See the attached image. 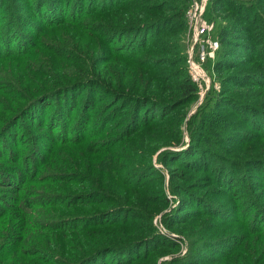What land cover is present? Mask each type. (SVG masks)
<instances>
[{"label": "trees", "instance_id": "trees-1", "mask_svg": "<svg viewBox=\"0 0 264 264\" xmlns=\"http://www.w3.org/2000/svg\"><path fill=\"white\" fill-rule=\"evenodd\" d=\"M184 1L0 0V12L8 14L6 18L0 15V46L6 48L0 51V66L12 71L14 76V80L0 76L3 82L0 94L10 91L14 97L11 101L15 99L9 110L0 98V107L8 111L5 117H9L0 118L4 124L0 144L16 126L13 122L19 120L33 121L34 126L57 134L52 137L53 149L47 150L51 159L46 164L30 170L33 162L30 153L10 155L9 163L0 164V196L4 193L10 201V207L0 210V264H83L101 256L117 264L121 255L132 263L137 258L143 260L146 248L151 249L155 236L152 219L162 211L165 201L141 195L144 184L140 182L146 178L141 173L150 166L152 156L159 149L181 144V120L187 116L182 108L197 99V86L185 67L182 34L180 38L173 34L184 29V24L179 22L184 16ZM239 2L246 12L252 11L255 23L260 24L258 0ZM162 13L171 17L168 19ZM237 18L248 24L247 15ZM230 20V16L224 17L219 23L222 49L217 53V63L221 55H230L225 47H237L235 38L244 40L246 36L247 30L242 27H238L239 32L233 31L236 26ZM62 32H68L69 37H52ZM124 36L134 40L126 50L116 47V39ZM252 50L260 55V51ZM140 54L143 57L136 59ZM214 69L218 70L217 64ZM229 78L231 82L235 80L232 85L240 86V73ZM260 87L264 89V69H260ZM97 94L109 97L110 107L87 133L91 113L98 108ZM54 102L56 107L46 111L47 104ZM220 106L217 101L214 103L215 108ZM76 108L77 118L71 125ZM167 117L175 120L169 132L161 123ZM208 118L212 116L204 117ZM81 125L79 143L89 138L90 141L101 139L105 149L95 154L107 149L118 154L119 149L114 148L120 144L122 150L124 140L137 146L143 143L135 153L141 163H132L125 169L121 165H108L109 162L104 164L102 159L98 162L99 171H93L82 158L76 161L78 165L69 166L71 148L66 134L75 132ZM220 125L226 124H219L215 130ZM189 136L196 145L186 153L193 158L182 167L204 172V179L221 188L225 183L230 189L235 188L232 168L228 165L219 172L221 163H231L221 154V146L228 144L218 140L219 146L214 145L222 161L218 162L213 155L208 159L202 153L196 135L193 137L190 131ZM46 137L33 134L29 140L31 143ZM263 139L260 136L256 141ZM79 143L80 148H85ZM42 150L32 151L35 158H39ZM180 152L164 150L157 155V161L166 163L168 156L174 158ZM257 160V163L251 161L247 168L260 176V162L264 163V158ZM54 161L61 163L53 165ZM115 170L120 176L115 175ZM89 172L97 175V182ZM159 185L162 193L163 184ZM170 189L177 191L173 184ZM158 204L161 206L153 209ZM186 237L190 236L186 234ZM80 244L94 247H85L86 252L82 251L85 253L69 249L70 245L84 248ZM201 244L190 240L189 258ZM229 245L227 248L235 251L240 243L231 240ZM142 253L145 254L139 256Z\"/></svg>", "mask_w": 264, "mask_h": 264}, {"label": "rangeland", "instance_id": "rangeland-1", "mask_svg": "<svg viewBox=\"0 0 264 264\" xmlns=\"http://www.w3.org/2000/svg\"><path fill=\"white\" fill-rule=\"evenodd\" d=\"M239 1L252 2V0H185L183 3L184 16L183 19H179V22L184 24V29L181 32L177 30L173 34L179 36V38L182 34L186 55L185 67L189 74L187 59L190 53H192V57L196 56L192 29L193 16L198 15L201 11L202 21L210 25L207 38L218 42L215 55L208 58L202 65L203 70L210 79V85L202 96L197 87L196 101L182 108L187 116H184L181 120V144L159 149L152 156L150 166H146L142 170L141 174H144L146 178L140 182L144 184L142 190H140L141 195L156 201L159 200L162 203L165 201L162 211L158 212L152 219L155 236L151 240L153 242L150 246L151 249L146 248L150 252H145L146 255L143 260L137 258L132 263H129L130 261L126 256L121 255L118 257L121 260L117 264H123L124 261H127L128 264H264V163L260 162V176L257 172H250L247 168L251 161L257 163L259 161L257 158H264L260 157V155H264V139L256 141V138L264 137V89L260 87V69H264V0H258L260 24L255 23L252 11L246 12L243 3ZM97 3L99 4V2ZM0 13L1 17L6 18L8 15L2 11ZM162 14L168 19L171 17V14ZM241 15H247L248 24L243 20H238L237 17ZM229 16L231 17L230 21L236 26L233 31L239 32V28L242 27L241 29L247 30L246 36L244 40L235 38V41L239 43L237 47H225V49H229L228 53L230 55H221L217 63V53L222 49L219 42V23L224 17ZM244 26L245 28H243ZM60 35L62 39H66L70 34L68 32L64 34L63 32L54 33L52 37ZM133 41V37L130 38V36L117 38L116 47L126 50L131 47L130 44L132 45ZM261 47H263L262 50H260ZM5 49L0 46V51H5ZM252 49L260 51V55L254 54ZM140 57H143V54H140L136 59ZM215 64L218 65V70L214 69ZM233 73H240L241 81L238 82L240 86L231 84L235 81L234 79H232V82L229 80V76ZM0 76L7 80H14L12 71L7 70L5 66H0ZM190 79L192 81L191 75ZM225 81L230 82L228 84ZM2 83L0 81V84ZM208 91L209 93H207ZM12 97L10 91H7L6 95L0 94V98L4 100V106L9 110L14 106L13 102L15 103V99L13 102L11 101ZM96 98L98 108L96 112L91 113V118L88 117L91 121L87 133L90 132L91 127L95 126L96 120L103 117L105 110L110 107V98L105 94H97ZM216 101L221 104L218 108L214 107ZM55 107V102L48 103L45 109L51 111ZM177 111L181 110L178 109ZM77 112L78 108L74 110L71 125H74L76 121ZM6 113L8 111H3L0 107V118L7 120L9 117H5ZM116 115H119V113ZM210 115L212 116L211 119H204L205 116ZM33 120L36 121V118L34 117ZM4 122L7 123V121ZM13 123L16 126L10 129V133L3 140V144H0L1 147L5 145L3 150L0 149V155L4 156V158H0V164L3 162L9 163L8 156L18 153L20 155L30 153V157L33 159L30 170L34 166L49 162L51 156H48L47 150L53 149L52 137L57 134L48 133L39 125L34 126V122H30V120H23V122L19 120V122ZM161 123L165 124L169 132L172 131L175 120L167 117ZM223 123L226 124L224 127L220 125L215 130L214 127H218L219 124ZM3 125L0 122V130ZM81 130L82 125L75 132L66 134V139L68 137L67 144L71 148L68 151L69 166L78 165L76 161L82 158L87 160L90 169L93 171H99L98 162L102 159L104 164L109 162L108 165H121L125 169H128L132 163H141L140 158H136L135 153L136 150H140L139 147L143 143L137 146L128 140H124L125 144L122 150L119 148L120 144L117 148H114L119 149L118 154L113 149L95 154L97 150L105 149L100 143L101 139L90 141L92 138H89L79 143ZM176 130L174 128V132ZM190 131L193 137L196 135L200 143V149L208 159L211 154L218 162H222L220 154L217 153L219 151L216 150L217 147L214 145L219 146L218 140L228 144L225 147L221 146V154L224 159L231 161V163H221L219 172L221 174L222 169L227 168L229 165L233 170L232 174L235 176L233 180V183L237 184L235 188L230 189L231 187L226 183L221 188L204 179L202 177L204 172L198 173L182 167L184 163L188 164V159L193 158L192 156L187 157L186 153L192 145H196L194 138L190 140ZM33 134L37 137L47 136L48 140L42 138L30 143L29 136ZM78 143L85 145V148H80ZM35 148L43 149L39 158H35L33 155ZM204 148L209 150L206 152ZM169 149L182 152L175 157L172 154L174 158L168 156V162L160 164L157 161V155ZM177 158L180 159L175 161ZM60 163V161H54L53 165ZM108 168L111 171L112 168L110 166ZM114 173L117 177L120 176V173L116 170ZM89 174L95 182L98 181L96 174L92 172H89ZM213 175H215V172H213ZM196 178L199 181H196ZM160 183L163 184L162 193H159L161 191ZM170 184L176 186V192L170 189ZM0 201H2L1 204H6V206L0 205V210L10 207V201L6 194L3 193L0 196ZM160 206L158 204L153 209H158ZM165 221H167V224ZM186 234L190 237L187 238ZM189 239L195 240L197 243L202 242L190 258ZM231 240L233 243L234 241L240 243L238 250L233 251L227 248L230 246ZM209 243L212 244L209 245ZM161 244L163 248L160 246ZM80 246L84 248H76L75 245H70L69 249L73 248L78 252L85 253V247H94L88 244H80ZM144 254H139V256ZM145 257L148 258L144 259ZM72 260L71 258L70 261ZM83 264H113V261L101 256Z\"/></svg>", "mask_w": 264, "mask_h": 264}, {"label": "built area", "instance_id": "built-area-1", "mask_svg": "<svg viewBox=\"0 0 264 264\" xmlns=\"http://www.w3.org/2000/svg\"><path fill=\"white\" fill-rule=\"evenodd\" d=\"M193 42L196 47V56L192 57V53L189 54L187 59L188 69L192 78V81L197 85L200 90V95L207 91L210 85V79L203 70L202 65L213 57L218 49V42L207 38L210 25L205 23L201 19V11L198 15L193 16ZM203 37H206L205 39ZM201 39V41H199ZM193 47V48H194ZM192 48V50H193Z\"/></svg>", "mask_w": 264, "mask_h": 264}]
</instances>
